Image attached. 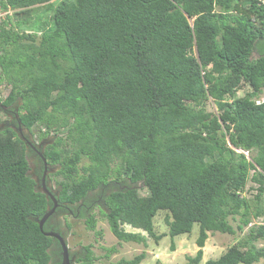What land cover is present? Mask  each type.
<instances>
[{"label":"trees","instance_id":"16d2710c","mask_svg":"<svg viewBox=\"0 0 264 264\" xmlns=\"http://www.w3.org/2000/svg\"><path fill=\"white\" fill-rule=\"evenodd\" d=\"M55 4L0 0V264L63 261L38 222L54 201L29 174L20 127L56 139L43 156L60 168L58 211L84 216L96 193L120 242L147 246L145 232L175 250L198 225L187 264H202L210 232L243 236L205 264L264 263V226L252 225L264 217V0ZM139 184L147 195L130 187ZM160 213L168 234L156 232ZM86 223L95 231L98 220ZM96 261L85 246L77 264Z\"/></svg>","mask_w":264,"mask_h":264},{"label":"rangeland","instance_id":"374dc122","mask_svg":"<svg viewBox=\"0 0 264 264\" xmlns=\"http://www.w3.org/2000/svg\"><path fill=\"white\" fill-rule=\"evenodd\" d=\"M61 1L62 0H53V2H56L55 5H57ZM3 13V15H5L6 13L10 14L12 13V11H6ZM44 15L50 17L52 15V12L47 11L44 13ZM253 57L257 59L259 55L255 52L253 54ZM248 90L249 87H246L244 90H240L237 94L238 97L244 96V94ZM263 99L264 95H262L258 100L262 101ZM0 108L6 110L4 107L0 106ZM208 109L209 111H216V106L212 101L209 102ZM9 116L13 117L12 113ZM37 130L38 129L35 130L33 135L24 128V130H21V137H23L24 140L30 141L32 144H34V146L40 149H45L49 144L53 143L54 140H56L54 137L44 140L40 139L36 135L38 133ZM30 144H28L29 152L32 151ZM29 154V174L37 181L41 182V175H38L41 166L39 156L34 151ZM39 163L40 166H38ZM86 165H89V161L85 159L83 160V163L80 167L82 168ZM48 168L49 173L46 181L48 189L53 193H60L61 187L58 185L57 180H61V177H55L56 172L60 168L58 166L49 165ZM79 175H84L82 169L80 170ZM128 185V180L120 183V185L110 184V186H108L107 188L108 193H110L112 190H116L117 188L125 189L129 187ZM130 187H132V189L138 190L137 194L140 196L147 195V189H144L141 184L132 185ZM40 190L44 191V189ZM105 190L106 189H104V191ZM255 193H252L251 195ZM101 199L102 200L99 199L98 201H95L96 199L92 197V199L90 200V205H87L86 209L84 210V216L82 215V211L80 214V208H77V206H75L76 209L74 207V212L67 209L65 211H59V213H56L55 219L61 222V228L65 234L64 237L67 241L70 254L76 257L75 264L77 263L78 259L83 256L85 246H92L94 256L97 258L95 264H115L121 259L131 260L143 252H146L147 257L141 264H187V256L195 257L197 255L199 251V247L196 243L199 234L198 225H195L192 234L180 236L175 239V250L171 248L172 241L170 239V236L163 238L158 243L155 239L148 236L145 232H142V235H144L148 239L147 246H145L144 244H136L131 242H120L113 235L107 220L102 217L101 209L105 208V206L103 204L104 198L102 197ZM91 214H94L98 220L97 228L95 231L89 230L86 223V219ZM165 216V213H160L155 220L157 234H168V226L165 222ZM231 223L236 227V221L231 220ZM67 224L68 226H70V228L67 226ZM125 229L129 232L139 231L127 226L125 227ZM245 231H247V229ZM97 232H102V235H97ZM242 236L243 235L241 234V232H237V234L235 235L210 232L209 238L204 248V258L202 264H205L209 259L219 258L222 254L227 252L240 238H242ZM259 245H264V242L259 243ZM110 249H115V252L109 253ZM259 264L264 263L261 262Z\"/></svg>","mask_w":264,"mask_h":264},{"label":"flooded vegetation","instance_id":"af4514ba","mask_svg":"<svg viewBox=\"0 0 264 264\" xmlns=\"http://www.w3.org/2000/svg\"><path fill=\"white\" fill-rule=\"evenodd\" d=\"M19 132L21 133V130H24V127H20L19 129ZM26 143L27 144H30L31 142L26 140ZM30 147L33 149L32 151L36 152V154L39 156V159H40V163H41V166H40V163L38 166H40V172H38V175H41V182L37 181L34 177V179L36 180L37 182V185L36 187L38 188V190L40 189H47L48 191L51 192V194L56 198L57 195H59V193H53L51 190L48 189V186H47V178H48V173H49V168H48V164L43 156V152H44V149H40L36 146H34V144H30ZM40 191H43V190H40ZM44 192V191H43ZM93 194V193H92ZM90 194L89 198L90 200L92 199V197L94 199H96L95 201H98L99 199L102 200L101 196L99 195L97 197V194ZM97 197V198H95ZM51 199V198H50ZM52 200V199H51ZM53 201V200H52ZM103 203H104V200H103ZM58 207H60V205L58 204ZM66 208L69 209V207L65 206ZM90 208V206H89ZM51 209V208H50ZM58 209V208H57ZM56 213H59L58 210H56V212L46 221L45 225H47V227L51 230L49 232H56L58 234H62V235H65L64 232L62 231V228H61V222L57 221L55 219V216H56ZM56 250V248L54 247V251ZM70 258H71V264H75V261H76V257L75 256H72L70 254ZM50 264H59V259L58 258H55L54 261H52ZM77 264V263H76Z\"/></svg>","mask_w":264,"mask_h":264},{"label":"water","instance_id":"95a60500","mask_svg":"<svg viewBox=\"0 0 264 264\" xmlns=\"http://www.w3.org/2000/svg\"><path fill=\"white\" fill-rule=\"evenodd\" d=\"M3 127H5V125H1L0 126V129L3 128ZM44 192L46 193V195L48 197H50L54 201L55 205H54L53 208H51V209L49 208V211L42 218V220L38 221L42 232H44V225H45L46 221L56 212V210L58 208L57 200L51 194V192L48 191L47 189H45ZM44 233L48 237H54V238H56V239L59 240V242L61 244V247H62V250H63L62 251V253H63V261H62V264H71L70 251L68 249V244H67V241H66L64 235H60V234H58L56 232H44Z\"/></svg>","mask_w":264,"mask_h":264},{"label":"built area","instance_id":"2783aa9c","mask_svg":"<svg viewBox=\"0 0 264 264\" xmlns=\"http://www.w3.org/2000/svg\"><path fill=\"white\" fill-rule=\"evenodd\" d=\"M257 224L264 226V217L261 218V219L257 222Z\"/></svg>","mask_w":264,"mask_h":264},{"label":"clouds","instance_id":"9594fccd","mask_svg":"<svg viewBox=\"0 0 264 264\" xmlns=\"http://www.w3.org/2000/svg\"><path fill=\"white\" fill-rule=\"evenodd\" d=\"M26 141V140H25ZM247 155H248V153H247ZM57 200V199H56ZM57 203H58V201H57ZM54 205H55V203H54ZM259 220H257V222H258ZM252 225H259V224H256L255 222L252 224ZM260 226H262V225H260Z\"/></svg>","mask_w":264,"mask_h":264},{"label":"bare ground","instance_id":"6f19581e","mask_svg":"<svg viewBox=\"0 0 264 264\" xmlns=\"http://www.w3.org/2000/svg\"><path fill=\"white\" fill-rule=\"evenodd\" d=\"M44 217V216H43Z\"/></svg>","mask_w":264,"mask_h":264}]
</instances>
